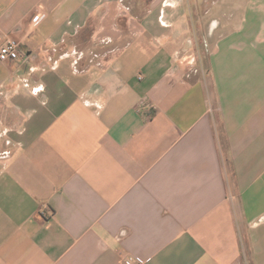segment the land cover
<instances>
[{"label": "crops", "instance_id": "crops-1", "mask_svg": "<svg viewBox=\"0 0 264 264\" xmlns=\"http://www.w3.org/2000/svg\"><path fill=\"white\" fill-rule=\"evenodd\" d=\"M139 6L0 0V264H264V0Z\"/></svg>", "mask_w": 264, "mask_h": 264}, {"label": "built area", "instance_id": "built-area-1", "mask_svg": "<svg viewBox=\"0 0 264 264\" xmlns=\"http://www.w3.org/2000/svg\"><path fill=\"white\" fill-rule=\"evenodd\" d=\"M43 13H38L32 19V23L37 25L43 18ZM20 57V44L15 39H7L0 46V62L10 63L16 61ZM123 261L126 264H148L150 260H143L139 258L129 257L127 255L122 256Z\"/></svg>", "mask_w": 264, "mask_h": 264}, {"label": "rangeland", "instance_id": "rangeland-1", "mask_svg": "<svg viewBox=\"0 0 264 264\" xmlns=\"http://www.w3.org/2000/svg\"><path fill=\"white\" fill-rule=\"evenodd\" d=\"M127 1H129V3L140 4L141 7L139 6L138 11H136V12L139 14V13L142 12V10H143V8H144L142 5H144L145 3H147L149 0H126V2H127ZM191 1H192V0H191ZM188 57H189V55L186 56V58H188ZM199 57H200V53H196V60H197V61H198V58H199ZM186 58H185V55H184L183 59L180 58V59L184 60L182 63L185 62ZM182 63H181V64H182Z\"/></svg>", "mask_w": 264, "mask_h": 264}]
</instances>
